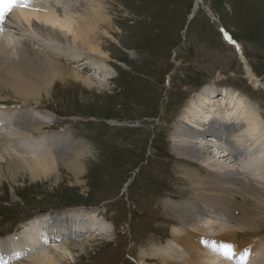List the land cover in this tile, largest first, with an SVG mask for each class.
I'll return each mask as SVG.
<instances>
[{
  "label": "rangeland",
  "instance_id": "rangeland-1",
  "mask_svg": "<svg viewBox=\"0 0 264 264\" xmlns=\"http://www.w3.org/2000/svg\"><path fill=\"white\" fill-rule=\"evenodd\" d=\"M105 2L107 17L122 34L120 43L107 42L110 60L105 62L116 72L109 77L98 75L104 80L101 88L93 85L87 89L67 76L65 81H55L52 95L42 99L41 105L26 103L40 109L42 115L45 111L53 114L51 121H44L49 126L39 134H28L27 142L40 139L43 143L41 138L49 133L64 131L77 142L73 149L91 151L78 161L85 167L80 184L65 168L35 179L27 172L0 179V238L17 232L27 219L61 218L84 211L98 215L111 232L76 240L96 241L80 253L79 261L65 264H139L142 258H146L144 264H166L152 256L153 248L163 247L172 236V221L181 225L172 217L171 204L206 202L193 197L190 183L196 180L189 175L203 179L206 172L175 156L171 147L170 134L178 121L185 122L190 100L205 86L214 89L210 98L214 106L220 95L238 91L258 107L264 121V0H201L196 11L195 0ZM221 25L240 45L263 87L248 80L235 49L219 30ZM16 33L0 32V36L20 35L31 43L38 39ZM46 44L42 43L43 49L52 48ZM55 52L83 75L96 77L85 53L76 56L80 61H71V51L57 48ZM24 104L0 99V109ZM2 163L5 166L6 160ZM187 175L190 180L184 182ZM234 198L249 214L254 209L251 198ZM257 220L251 222L253 232L247 236L243 234L246 230L232 231H236L238 243L252 242L264 252V216Z\"/></svg>",
  "mask_w": 264,
  "mask_h": 264
},
{
  "label": "bare ground",
  "instance_id": "bare-ground-1",
  "mask_svg": "<svg viewBox=\"0 0 264 264\" xmlns=\"http://www.w3.org/2000/svg\"><path fill=\"white\" fill-rule=\"evenodd\" d=\"M199 1L195 2V11L198 5L202 6ZM105 3V0H20L19 3H10L7 11L0 8V12H3L0 32L9 34L12 31L17 35L16 32L29 33V37L31 34L33 38H38L35 43H31L20 35V38L0 36V91H3L0 99L25 103L23 106L0 110V117H3L0 120L8 121L6 133L0 134V179L7 175L14 178L19 172H27L35 179L58 174L59 168H65L71 171L73 181L80 184L79 178L85 167L78 161L91 151L83 147L73 149L77 142L64 131L42 137L43 143H40V139H33L29 143L24 138L30 133L39 134L44 127L49 126L44 121H51L50 114H53L45 111L42 115L43 112L38 113L40 109L34 106L41 105L42 99L52 95L56 80L65 81L70 76L87 89L93 85L101 88L104 80L98 75L103 73L104 77H109L116 72L106 63L110 60L108 53L111 49L107 42L112 40L120 43L122 34L107 17ZM231 40L239 51L237 57L248 80L254 86H262L248 66L240 45L233 38ZM43 42L52 48L46 46L48 49H43ZM57 48L71 51L69 54L74 56L71 61L85 53L89 58L86 59L96 69V77L85 76L69 63L60 60V54L55 52ZM94 81L97 84H93ZM213 93L212 87H203L197 97L190 100L183 115L185 122L178 121L170 134L174 155L194 162L206 172L207 176L203 179L189 174L196 180L190 183L195 192L193 197L206 202L187 200L171 204L172 217L181 225L175 226L172 221V236L163 247L153 248L152 257L166 264H261L264 262L262 248H257L252 242L243 243V240L238 243L235 240L236 233L232 230H246L247 233L243 234L247 236L253 232L251 222H257V218L264 216L263 117L258 107L250 104L248 98L238 91H227L223 96L220 95L215 106L210 99ZM7 143L9 150L5 147ZM4 160L6 164L2 166ZM190 176L187 175L184 182H189ZM238 195L252 199L254 209L250 214L245 205L235 200L234 196ZM83 215L88 220L99 221L96 224L101 231L96 236L111 232L108 224L83 211L80 214L77 211L64 214L61 218L34 217L23 226L19 235L25 239L31 252L16 264H65L67 260L79 261L80 253H85L87 247L96 240L79 242L76 240L83 235L59 234L58 245L45 246L37 240L38 232L34 228L42 219L48 224V227L40 224L45 231L48 228L51 231L52 227L60 223L61 228H75ZM86 227L89 229L85 235H90V225ZM254 236L256 239L255 233ZM211 239L218 244L221 242V247L234 244L236 246L233 249L256 251L257 248L259 259L244 261L241 257L237 258L235 252L231 259L225 258L223 252L213 250ZM16 246L0 240L1 250L7 251ZM222 251L226 249L223 247ZM258 253L255 252V255L258 256ZM139 261V264L147 262L146 258Z\"/></svg>",
  "mask_w": 264,
  "mask_h": 264
},
{
  "label": "snow or ice",
  "instance_id": "snow-or-ice-1",
  "mask_svg": "<svg viewBox=\"0 0 264 264\" xmlns=\"http://www.w3.org/2000/svg\"><path fill=\"white\" fill-rule=\"evenodd\" d=\"M19 2L20 0H0V8H3L4 11H7L10 3H19ZM2 16H3V12H0V17ZM224 248L226 249V251L223 252L225 258L231 259L232 256L234 255L233 250H232V245L230 244L225 245ZM213 250H216V249H213ZM248 252H249L248 249L244 250V253L241 257L244 261L247 260Z\"/></svg>",
  "mask_w": 264,
  "mask_h": 264
},
{
  "label": "water",
  "instance_id": "water-1",
  "mask_svg": "<svg viewBox=\"0 0 264 264\" xmlns=\"http://www.w3.org/2000/svg\"><path fill=\"white\" fill-rule=\"evenodd\" d=\"M195 2H196V0H195ZM200 3H201V1H199ZM205 11L207 12V14H208V9L207 8H205ZM236 49V48H235ZM235 52H236V54L239 56V51L236 49L235 50Z\"/></svg>",
  "mask_w": 264,
  "mask_h": 264
}]
</instances>
